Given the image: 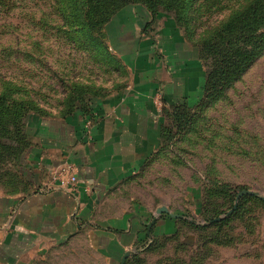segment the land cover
Returning a JSON list of instances; mask_svg holds the SVG:
<instances>
[{"label":"rangeland","instance_id":"374dc122","mask_svg":"<svg viewBox=\"0 0 264 264\" xmlns=\"http://www.w3.org/2000/svg\"><path fill=\"white\" fill-rule=\"evenodd\" d=\"M4 1L0 90L15 84L8 94L25 109L15 122L6 116L0 128V189L17 193L29 188L20 174L25 157L19 165V155L34 135L35 120L84 119V108L93 110L128 88L133 70L110 38L112 25L108 23L107 35L104 24H89L84 0L71 10L59 0ZM244 1L210 0L213 6L205 5L201 15L200 9H191L187 22L177 20L175 9L159 3L153 26L146 31L157 45L171 43L180 49L182 37L170 41L168 32L199 40L229 15V5ZM135 2L141 3L127 9L140 21L136 22L139 32L150 11L144 0ZM188 51L195 57L196 48ZM203 59L208 66L212 63L211 58ZM176 110L164 116L158 150L105 198L104 216L127 213L132 222L138 216L145 227L157 216L150 233L157 227L165 236L149 248L144 249L145 239L129 248L141 253L143 264H264L262 198H241L239 209L228 213L239 190L249 188L264 195V52L227 91L213 99L203 92L201 98L183 101ZM162 205L181 214V219L157 213ZM219 216L225 221L215 225ZM34 264L107 261L82 236L55 244Z\"/></svg>","mask_w":264,"mask_h":264},{"label":"crops","instance_id":"0c3cea01","mask_svg":"<svg viewBox=\"0 0 264 264\" xmlns=\"http://www.w3.org/2000/svg\"><path fill=\"white\" fill-rule=\"evenodd\" d=\"M128 6L109 23L115 48L133 70L131 83L97 104L87 121L35 120L23 168L31 190L0 189V264H34L55 244L82 236L107 264H120L133 244L146 240L138 216L135 222L127 213L104 216L105 198L158 150L166 112L202 97L206 73L185 35L166 34L174 42L182 37L180 49L157 45L146 31L152 13L138 32ZM192 48L195 57L187 53ZM68 163L76 167V186L53 180L54 169Z\"/></svg>","mask_w":264,"mask_h":264},{"label":"trees","instance_id":"16d2710c","mask_svg":"<svg viewBox=\"0 0 264 264\" xmlns=\"http://www.w3.org/2000/svg\"><path fill=\"white\" fill-rule=\"evenodd\" d=\"M58 2V0H56ZM69 10L76 8L79 0H59ZM84 9L88 22L92 27L104 24L107 31V25L113 16L122 8L130 4H137L136 0H84ZM147 4L142 3L155 17L157 6L160 3L176 10L177 20L189 21L191 18L189 12L191 9L198 8L201 15L205 11V5L209 4L210 0H201L199 3L192 0H144ZM197 3V4H196ZM217 3H220L218 1ZM59 4V5H60ZM5 1L0 0V7H5ZM199 7H202L199 8ZM229 15L223 19L218 25L210 27L200 36L199 40L191 39L199 50L200 59L205 66V85L204 92L208 99H213L219 94L230 89L234 83L249 69V67L262 55L264 52V0H245L239 4H231ZM194 14V11L192 15ZM197 17V16H196ZM198 18V17H197ZM193 20V19H192ZM178 22V21H177ZM194 23V22H193ZM107 35L108 31H107ZM109 37V36H108ZM191 41V42H192ZM203 58H211L212 63L208 66ZM2 60V59H0ZM1 82L2 79H0ZM15 84H7L0 90V128L5 121V117H13L14 122L18 117H22L23 109L25 106L22 102H17L9 96V90ZM12 100V101H10ZM202 100V99H201ZM182 104V103H181ZM181 104L173 107V112L177 111ZM168 112V111H167ZM84 121L92 119L93 111L84 108L83 114ZM163 143V139H162ZM19 155V165H21L25 154L31 147V141L28 146ZM21 171V170H20ZM28 184L29 188L24 191H30V182L26 178L25 173H20ZM250 195H244L241 198H247ZM240 198V199H241ZM261 200V199H260ZM264 202V200H261ZM239 209V203L233 213ZM165 215V214H164ZM168 215V214H166ZM174 218L176 221L181 218ZM225 219L213 221L215 225L221 224ZM192 224H195L192 222ZM147 232V227H145ZM154 234L146 236L144 249L151 247L152 244L147 246L148 239L152 238L157 242L165 236L164 233L156 232L153 227ZM152 230V231H153ZM141 254V253H140ZM139 253L134 252L131 254L125 264H134L137 260L139 264L144 263V257ZM122 258V257H121ZM120 258V260H121Z\"/></svg>","mask_w":264,"mask_h":264},{"label":"water","instance_id":"95a60500","mask_svg":"<svg viewBox=\"0 0 264 264\" xmlns=\"http://www.w3.org/2000/svg\"><path fill=\"white\" fill-rule=\"evenodd\" d=\"M244 195H256V196H259L260 198H262V199L264 200V195L261 194L260 192H258V191H256V190L249 189V188H243V189L239 190V192H238V194H237V197H236V202H235L233 208L230 209L228 213L233 212L234 209L237 208V206H238V202H239L240 198H241L242 196H244ZM157 213H159V214L168 213V214H170L171 216H173V217H175V218L182 217L181 214L171 211V210L169 209V207L166 206V205L159 206V207L157 208ZM222 218H223L222 216H219V217H216L214 220H215V221H219V220H221ZM156 220H157V216H154V217H153V218L147 223V227H148L147 232H148V233L151 232V228H152V226L156 223ZM133 252H134L133 250H127V251L123 254V256H122V258H121V263H120V264H125V263H126V260H127V258H128V256H130Z\"/></svg>","mask_w":264,"mask_h":264},{"label":"built area","instance_id":"2783aa9c","mask_svg":"<svg viewBox=\"0 0 264 264\" xmlns=\"http://www.w3.org/2000/svg\"><path fill=\"white\" fill-rule=\"evenodd\" d=\"M52 177L54 182L59 183L60 185L70 184L76 186V183L78 182L76 167L69 163L55 168L54 171L52 172ZM150 234L151 233H148V235ZM152 241H153L152 238H149L147 246L150 245Z\"/></svg>","mask_w":264,"mask_h":264}]
</instances>
